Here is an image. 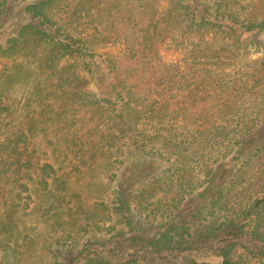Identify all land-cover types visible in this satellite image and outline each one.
<instances>
[{"label": "trees", "instance_id": "1", "mask_svg": "<svg viewBox=\"0 0 264 264\" xmlns=\"http://www.w3.org/2000/svg\"><path fill=\"white\" fill-rule=\"evenodd\" d=\"M26 11L36 22L23 24L0 45L1 56L32 63L41 47L39 67L55 78L45 96L64 103L69 95L74 107H112L120 128L103 126V146L127 154L118 141L130 131L129 147L167 164L161 176H137L152 190H138L132 199L119 180L113 211L122 221L114 232L68 248L56 264H242L241 256L234 258L241 247L255 253L252 243H264V195L236 204L229 181L264 185V41L258 39L264 32V0H39ZM93 16L98 24H86L81 38L69 32ZM92 37L122 47L119 54L87 62L93 79L107 71L101 100L97 93L78 92L79 76L59 64L70 55L94 56L87 44ZM164 48L180 52L181 59L165 61ZM15 59L1 71L5 79L21 68ZM60 108L69 111L66 103ZM17 113L18 103L0 94V122L7 120L8 129L0 137V204L6 207L0 210V235H8L30 211V184L46 185L55 173L52 164L34 160L35 125L41 123L31 115L24 129ZM69 121L61 123L66 127ZM190 168L199 177L196 190L204 189L195 207L178 212V205L168 204L159 224L151 222L152 210L142 217L150 199L159 204ZM4 244L16 246L6 251L20 247L14 240ZM6 251L0 250L1 258Z\"/></svg>", "mask_w": 264, "mask_h": 264}, {"label": "rangeland", "instance_id": "2", "mask_svg": "<svg viewBox=\"0 0 264 264\" xmlns=\"http://www.w3.org/2000/svg\"><path fill=\"white\" fill-rule=\"evenodd\" d=\"M38 1L0 0V45L4 46L8 39L13 38L23 24L36 22L26 8ZM75 1L81 3L82 0ZM166 4L163 3V6ZM58 15L59 13L54 17L56 20H59ZM92 22L96 26L99 20L93 16L81 21L77 31L69 29V32L81 38L87 32L84 31L88 28L86 24ZM258 39L264 41V32ZM116 43L101 42V39L92 37L87 44L91 45L92 50L95 49L94 56L93 53L88 52L77 57L70 55L61 59L59 63L61 66H66L72 74L79 76L78 92L97 93L96 98L100 100L104 97L102 92L107 86L104 83H108L107 71L105 76L98 74L93 79L91 73L86 71L87 64L89 66L87 62L100 61L99 55L106 53L119 54L122 47L118 46L119 44L113 45ZM35 53L38 55L30 59L32 63L21 62L23 59L18 60L19 57L4 58L0 53V94H6L18 103L17 117L20 127L29 128L28 121L31 115L36 123H41L35 125L34 143L37 149L34 160L42 159L43 162L52 164L55 173L48 178L46 185L30 184L33 196L30 211L17 220L13 231L8 235H0V250L6 251V247L15 249V245L4 244L12 240L19 243L20 247L16 251H6V256L0 257V264H56L68 248L79 249L89 238H93L94 241L104 240L109 232H114L118 222L122 221L119 212L113 211L117 201L119 180L125 182L128 196L132 199L139 193L138 190H147L150 187L148 181H139L137 176L143 173L145 176L149 174L161 176L162 170L167 166L164 159L150 155L145 158L140 151L129 147L130 131L118 141L121 145L118 147L123 148L127 154L112 153L116 147L111 149L103 146V126L108 124L110 130L115 128V132L120 128L115 117V109L112 107L109 109L107 106L100 109L85 108L80 105L74 107L69 95L66 97L68 101L64 103L45 96L49 89L52 90L55 78L48 76L49 71L39 67L38 59L44 57L42 48L36 47ZM162 53L167 62L178 61L182 57L181 53L173 48H164ZM258 56L259 54H255L252 57ZM13 59L20 62L21 68L5 79L1 71L11 66L14 63ZM65 103L69 111L62 112L60 106ZM66 119L70 121L68 126L64 127L61 122ZM6 123L7 120L0 122L2 138L8 132ZM113 144L117 145L116 139ZM146 160L147 164H145ZM190 160V166H195L193 156ZM235 163L236 168L239 169L241 163L239 161ZM190 169V172L178 179V183L172 188L168 181L162 182L165 183V188L170 187L171 194L163 198L159 204L152 205L153 199H150L151 207L142 209V217L148 214L147 211L152 210L153 213L149 214L151 222L159 224L170 210L168 204L178 205L180 208L176 209L178 212L195 207L196 200L201 198L198 194L204 189L196 190L199 186L196 178L199 177L196 170ZM223 172L225 174L224 170ZM228 176L229 174L227 178ZM202 178L204 177L200 179ZM243 180L244 178H241L232 184L229 181L232 187L229 197L236 204L251 202L252 198L264 195V185L258 187L257 184H243ZM149 189L152 190L151 187ZM133 206H137V202ZM5 208L0 204L1 211ZM138 214L140 215L139 212ZM185 214L189 215V212ZM7 221L10 222V219ZM143 222L146 223V220ZM253 248L255 253L247 252L241 247L234 254V258L241 256L242 264H264V243H252Z\"/></svg>", "mask_w": 264, "mask_h": 264}]
</instances>
